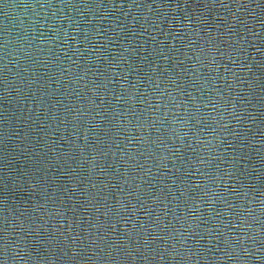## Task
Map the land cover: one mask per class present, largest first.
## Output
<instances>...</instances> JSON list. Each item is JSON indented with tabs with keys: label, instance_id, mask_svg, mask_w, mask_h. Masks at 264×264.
I'll return each instance as SVG.
<instances>
[{
	"label": "water",
	"instance_id": "95a60500",
	"mask_svg": "<svg viewBox=\"0 0 264 264\" xmlns=\"http://www.w3.org/2000/svg\"><path fill=\"white\" fill-rule=\"evenodd\" d=\"M0 264H264V0H0Z\"/></svg>",
	"mask_w": 264,
	"mask_h": 264
}]
</instances>
